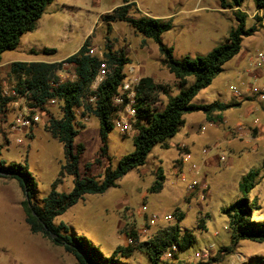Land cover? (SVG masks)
Listing matches in <instances>:
<instances>
[{"label": "rangeland", "instance_id": "obj_1", "mask_svg": "<svg viewBox=\"0 0 264 264\" xmlns=\"http://www.w3.org/2000/svg\"><path fill=\"white\" fill-rule=\"evenodd\" d=\"M225 2L230 3V0ZM122 3L123 0H53L46 6L34 29L20 37L16 49L2 54L0 96L12 97L9 94L14 90V80L8 73L9 60L58 62L75 54L87 38L96 54L105 44L113 51L123 52L129 60L124 72L134 68L140 78H149L154 84L165 86L169 95H176L180 89L189 87L193 82L191 78L184 87L177 86L173 76L162 65L158 46L152 40L145 39L122 22L111 24V29L107 31L101 17ZM131 4L130 13L133 17L146 15L163 20L171 18L172 27L162 34L161 42L173 49V58L176 60H181L184 56H202L224 44L230 30L238 26L236 14L244 16L245 30L256 27L253 34L242 37L239 53L192 100L194 105H232L219 113L227 118L231 127L241 122L247 106L244 95L246 88L257 86L263 81H252L258 71L252 67L250 60H255L258 52L264 53V26L260 24L261 13L256 10L253 0H244L239 6L227 9L220 8V0H133ZM44 49H53L55 52L51 55L43 54ZM74 70L73 65H68L63 68L62 73L70 78L74 75ZM239 80L244 81L245 86L239 87ZM233 86L239 90V95L233 93ZM19 98L16 97L18 101ZM165 102L166 97L159 95L156 107L160 109ZM40 110L41 120L34 124L23 143H17L15 134L9 129L13 111L11 105H6L0 111V159L6 163L26 164L36 181L38 200L50 191L54 182L58 192H70L74 179L73 176L61 174V167L65 163L63 146L46 130L48 119L60 116L61 106L54 100L52 103L46 102ZM78 113L80 112L77 111ZM214 115H217L216 112ZM117 116L118 113L115 118ZM205 116L201 111L185 115L184 125L167 140V149L154 146L144 165L129 171L117 181L116 187L103 194L84 196L76 205L57 217L55 222L65 223L69 234L84 236L93 243H98L103 254L109 256L117 246L130 243L127 236L130 232L136 233L140 241H147L158 230L174 224V214L177 213L185 218L178 223L179 227L183 231H191L195 235V242L184 251H178L174 259L165 260L166 262L249 264L254 257H264V244L249 241L239 242L231 254L220 252V249L229 246L228 233L222 229L227 224V217L222 209L241 197L236 180L226 183L222 175H216L217 179L213 180L199 176L201 182L205 181L211 190L208 200L201 202L198 200L199 190L187 191L186 183L179 180V174L186 173L190 164H181L183 154L188 150L186 146L182 149L180 145L189 146L191 136L197 139L196 146L190 147L191 162L198 165L202 149H207V159L217 153L214 141H206L205 133L201 132L202 127H208ZM250 118L251 116L247 120ZM77 122L80 127L77 128L78 135L74 143L83 148L79 159L80 174L95 177L96 181L101 182L104 169L108 165L114 167L123 155L133 150L134 133L122 134L113 127L108 134L107 156L102 157L99 155L101 143L97 119L92 116L81 118L78 114ZM225 156L227 157L226 153L222 155ZM95 160H99V163ZM87 163L91 164L88 170L85 169ZM263 167L262 163L256 162L243 172L258 170L257 185L247 194V198L259 207L253 209L252 218L264 223ZM158 171L163 176L162 187L159 191L152 192L150 188ZM241 177L237 178L239 182ZM23 200V190L15 180L0 178V264H77L74 257L60 246L29 231L20 205ZM151 214L159 218L155 224L149 222ZM167 215H171L172 219L165 223L163 217ZM215 232L218 233L214 234ZM209 246L212 249L208 261L201 262L193 257L195 252ZM122 261L127 264H149L147 258L138 251L128 261Z\"/></svg>", "mask_w": 264, "mask_h": 264}, {"label": "trees", "instance_id": "obj_2", "mask_svg": "<svg viewBox=\"0 0 264 264\" xmlns=\"http://www.w3.org/2000/svg\"><path fill=\"white\" fill-rule=\"evenodd\" d=\"M53 0H0V63L5 51H11L18 46L20 37L34 29L48 4ZM244 0H220V8L237 7ZM256 10L261 12L260 23L264 26V0H253ZM132 4L124 2L101 17L107 31L111 24L126 23L134 32L145 39L152 40L158 46L162 57L161 63L167 72L173 76L177 86L182 88L191 78L192 84L180 89L176 95H169L163 85L154 84L149 78H141L136 89L135 117L132 122L134 136L133 150L123 155L114 167L108 165L104 169L101 182L95 177L79 171V159L83 148L76 145L74 140L78 135L77 115L79 117H94L98 121V134L101 146L99 155L107 156L108 134L113 129V120L119 108L113 105L112 99L117 94L124 79L123 69L129 64L128 58L121 51H113L105 44L102 48V58L89 55L91 49L88 39L79 50L66 59L47 62H12L9 64V76L13 78L14 91L18 97L24 98L30 108L42 107L48 100L54 99L61 106L58 118H49L46 130L63 146L65 163L61 167V174L73 176V187L70 192L63 193L56 190V182L50 191L40 200L36 198L37 184L29 173L26 164L6 163L0 159V178L15 180L23 190L24 200L20 203L24 213V221L32 234H40L53 245L60 246L66 253L72 255L77 264H127L133 253L143 254L149 264H170L163 259V254L172 246L178 251H184L195 242V235L183 231L178 223L182 221L181 214H174L176 222L166 228L158 230L147 241H140L134 232L127 234L130 243L117 246L109 256L103 254L98 243L88 240L84 236L69 234L68 226L56 223L57 217L63 215L69 208L76 205L86 195L103 194L106 190L116 187V183L129 171L143 166L151 149L159 145L163 149L169 146L167 140L172 138L184 125V116L194 112H203L208 120H220L215 112H222L232 105L209 104L194 105L192 100L199 91L208 87L214 77L222 72L223 66L232 60L240 51L243 36H249L256 31V27L244 29V16L236 14L238 26L228 33L226 42L202 56H184L181 60L173 58V49L162 44L161 36L172 27L170 20L142 15L133 17L130 13ZM53 49H44L43 54H53ZM64 63L75 65L73 80L50 86L51 81H57V73ZM105 63L110 69L105 79L91 90L100 65ZM166 97V102L159 109L156 107L159 95ZM94 97L92 102L90 98ZM13 97L0 96V111L13 101ZM77 111L80 113L77 114ZM2 146H0L1 155ZM99 163V160H95ZM90 163L85 164L88 170ZM258 170H250L242 176L238 189L241 197L229 207L222 209L227 217V233L229 246L220 252L231 254L241 241L264 244V223L252 218L253 209H259L251 203L247 194L255 188ZM163 176L158 171L150 191L157 192L162 187ZM246 264V263H244ZM249 264H264V257H254Z\"/></svg>", "mask_w": 264, "mask_h": 264}, {"label": "built area", "instance_id": "obj_3", "mask_svg": "<svg viewBox=\"0 0 264 264\" xmlns=\"http://www.w3.org/2000/svg\"><path fill=\"white\" fill-rule=\"evenodd\" d=\"M89 55H97L99 58H102V52L99 51L96 54V50L94 48H91L88 51ZM250 63L252 64V67L258 71L257 75H254L252 77L253 82H257L258 80H263L262 83H259L257 86H253L250 89H253L252 91L257 94L258 100L263 102L264 101V53L258 52L256 54L255 60L251 59ZM68 65H73L72 63H64L62 68H65ZM63 69L57 73V81H51L50 86L54 87L58 82H64L67 81L66 79L73 80L75 78V74L72 75L70 78L67 75H63ZM110 72V69L106 66L105 63H102L100 65V68L98 70V73L94 79V81L91 84V90L95 91L97 86L105 79L106 75H108ZM124 79L119 86V89L117 91V94L114 95L112 99V103L114 106L119 108L117 111L118 116L114 118L113 120V127L118 130V132L125 134V133H134V130L132 129V122L135 117V110L133 108L135 104V94H136V89L140 83V77L138 76L136 70L134 68H129L128 72H124ZM244 86L243 83H240L239 87ZM231 90L233 91L234 94L239 95V90L236 87H231ZM247 93V92H246ZM9 95H11L14 100L9 102L7 106L10 104L12 108V119L9 124V129L12 133L15 134V141L17 143H23V141L26 139V137L30 134L34 124L38 123L41 118L39 114L42 112L40 110L41 107L37 108H30L28 106V102L24 98H19L16 99L18 96L15 91L13 90ZM94 100V97L90 98L89 101L92 102ZM48 103L54 102L53 99L48 100ZM258 123V120H257ZM256 123V124H257ZM237 127H240L238 125ZM204 130V128H202ZM257 137L260 140H264V126L261 129L260 132L257 131ZM242 134L237 133L236 138H241ZM254 139V138H252ZM183 149V147H182ZM202 156L206 157L207 156V149H203L201 151ZM220 161L223 160L222 155L219 156ZM182 163H188L189 167L186 173L181 172L179 174V180L181 182L186 183V190L187 191H192V190H199L200 195L198 200L204 201L206 199V195L208 192V187L207 184L204 182H201L198 173H199V167L197 164L191 162V156L189 153H184L183 157L181 159ZM193 174L190 175L189 174ZM187 176L189 178H187ZM145 211V208H143L142 212ZM172 219L171 215H167L163 217L164 221H170ZM159 218L155 214H151L149 216V222L150 224H155ZM225 229L227 230V225L225 226ZM212 246H209L207 248H203L197 252L194 253L193 257L201 262L208 261L210 259V253H211ZM178 253V249L176 246H172L170 249H168L164 254H163V259L164 260H169V259H174L176 254Z\"/></svg>", "mask_w": 264, "mask_h": 264}, {"label": "crops", "instance_id": "obj_4", "mask_svg": "<svg viewBox=\"0 0 264 264\" xmlns=\"http://www.w3.org/2000/svg\"><path fill=\"white\" fill-rule=\"evenodd\" d=\"M125 1L126 3H129V4L133 2V0H123V3L121 5H123ZM168 20L171 21V18H168ZM260 24L263 26V23H260ZM66 58L67 57L63 58L62 60ZM12 62H15V61L9 60L8 64ZM240 83H243L245 86L244 81L239 80V86H240ZM250 88L252 87L246 88L245 94H244L245 103L247 105L245 108L244 118L241 122L236 123V126L231 127V125L228 124L227 118L224 117L219 112H216V114L220 117V120H214V119L208 120L207 117L205 116V120H207L208 122V127H202L204 128V130L201 129V132L205 133L204 139L206 141H214L215 143L214 148L217 150V153L213 156H210L209 159L202 156L200 162L198 163V167H199L198 176L209 179V180H213V179H217L216 175H220V176L222 175V179H224V182L227 183V182H233L236 180L237 184H239V181L237 178H240L241 176H244L246 174L243 172L246 167L248 168L250 165L256 162H260V164L262 163V165H264L263 163L264 162V140H260L256 134L257 131L260 132L264 126V101L263 102L259 101L257 94L252 91L253 89H250ZM250 116L251 118L247 120V118ZM257 120H258V123H257ZM238 125H240V127H237ZM237 133L242 134V137L237 139L236 138ZM196 142H197V139L194 136H191L189 146L187 144H182L180 146L183 148L186 146V150H188L187 153H189L190 156H192L190 153V147L196 146L197 144ZM224 153L227 154V157L226 156L223 157V160L220 161L219 156L224 155ZM205 163H206V167H205ZM181 164L183 163L181 162ZM182 170H183V167H182ZM263 170H264V167H263ZM189 175H193V174L191 173ZM218 181L223 182L222 180H218ZM204 183L206 182L204 181ZM256 185L257 183H255V187ZM210 192L211 190L208 187L206 200H208V196L211 194ZM208 205H210L209 202H208ZM184 219L185 218H183L181 222H183ZM164 222L166 223V221ZM225 226L226 224L222 226V229L224 231H227L225 229ZM217 233L218 232H215L214 234H217ZM240 263H243V262H240Z\"/></svg>", "mask_w": 264, "mask_h": 264}]
</instances>
